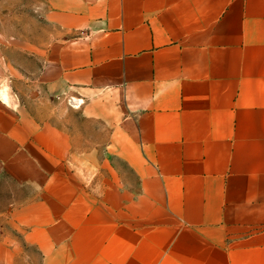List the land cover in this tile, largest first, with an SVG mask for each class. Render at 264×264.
Instances as JSON below:
<instances>
[{"label":"crops","instance_id":"obj_1","mask_svg":"<svg viewBox=\"0 0 264 264\" xmlns=\"http://www.w3.org/2000/svg\"><path fill=\"white\" fill-rule=\"evenodd\" d=\"M37 3L11 87L0 53V264H264V0Z\"/></svg>","mask_w":264,"mask_h":264},{"label":"rangeland","instance_id":"obj_2","mask_svg":"<svg viewBox=\"0 0 264 264\" xmlns=\"http://www.w3.org/2000/svg\"><path fill=\"white\" fill-rule=\"evenodd\" d=\"M37 4V0H0V53L10 63L7 65V76L4 79L6 86L11 87V81L14 79L11 69L14 67L12 64L15 58V39L20 40L23 37L24 42L29 41L33 32L36 34L38 30H42ZM122 167L127 173L126 167ZM14 189L15 187L0 175V237L15 232L9 220L13 209L2 207L9 205Z\"/></svg>","mask_w":264,"mask_h":264},{"label":"built area","instance_id":"obj_3","mask_svg":"<svg viewBox=\"0 0 264 264\" xmlns=\"http://www.w3.org/2000/svg\"><path fill=\"white\" fill-rule=\"evenodd\" d=\"M76 104H79V102H76Z\"/></svg>","mask_w":264,"mask_h":264}]
</instances>
